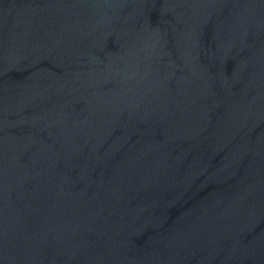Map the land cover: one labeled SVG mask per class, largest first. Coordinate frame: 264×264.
<instances>
[{
    "label": "water",
    "instance_id": "obj_1",
    "mask_svg": "<svg viewBox=\"0 0 264 264\" xmlns=\"http://www.w3.org/2000/svg\"><path fill=\"white\" fill-rule=\"evenodd\" d=\"M0 264H264V0H0Z\"/></svg>",
    "mask_w": 264,
    "mask_h": 264
}]
</instances>
